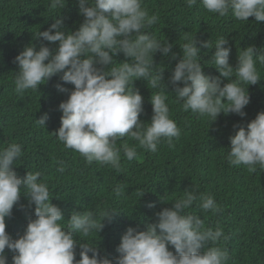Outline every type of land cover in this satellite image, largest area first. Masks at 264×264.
<instances>
[{"label":"clouds","instance_id":"clouds-1","mask_svg":"<svg viewBox=\"0 0 264 264\" xmlns=\"http://www.w3.org/2000/svg\"><path fill=\"white\" fill-rule=\"evenodd\" d=\"M77 2L83 19L75 18V24H68L56 15L47 30L35 34V40L47 41L46 46L41 44L37 49L35 44H28L15 57L19 68L15 91L23 93L31 89L51 98L54 104L59 100L56 106L62 116L55 133L58 141L88 163L110 165L119 172L121 152L132 161L138 155L137 147L156 153L162 140L171 146L173 138L181 135V129L170 118L164 68L154 63L162 54L167 56L173 45L154 36L152 29L161 27L160 18L149 15L143 0ZM185 3L192 8L198 0ZM199 3L219 17L231 13L237 21L248 22L249 17L256 22L264 21V0H199ZM66 4L67 0H50L49 8L60 13ZM184 41L180 45L182 58L170 77L172 93L182 103V110L208 117L209 123L216 121L222 112L246 116L244 109L250 103L247 89L261 79L257 64L264 66V54L258 53L254 46L243 48L233 67L229 63L228 40L225 36L218 37L210 61L220 77L228 81L221 86L219 77L205 74L198 55L202 48L213 49L210 41H198L196 36H185ZM120 53L128 59L119 63ZM172 57L175 59L176 54L172 53ZM136 80L159 89L150 97L153 115L149 123L139 119L144 98L133 87ZM181 82L183 87L179 86ZM48 118L45 113L36 121L45 128ZM10 122L14 123L13 118ZM234 127L238 130L230 137L229 165H243L253 172L257 165L264 168V112L258 113L246 128ZM125 138L137 144L124 143L117 148V141ZM22 156L20 143L0 148V264H7V257L8 264H227L229 261L228 250L217 246L223 229L205 228L203 220L186 211L199 200L202 212L219 213L221 209L213 196L198 197L196 191H184L171 202V207L156 213V223H148L145 230L139 231L128 227L118 244L113 220L117 211H83L81 207L66 208L60 202L58 205L52 200L48 185L40 179V172L27 171L21 178L14 171L12 166ZM64 170L63 164L57 169ZM113 191L119 197L123 186L118 185ZM21 196L27 198L29 207L35 206V215L23 234L13 239L6 232V218L12 215ZM65 220L67 223H62ZM114 231L117 240L112 242ZM74 233L78 236L74 237ZM98 242L103 245L102 252ZM107 242L118 245L119 255L115 259ZM6 249L11 253H6Z\"/></svg>","mask_w":264,"mask_h":264},{"label":"trees","instance_id":"trees-1","mask_svg":"<svg viewBox=\"0 0 264 264\" xmlns=\"http://www.w3.org/2000/svg\"><path fill=\"white\" fill-rule=\"evenodd\" d=\"M49 3L50 0H0V148L13 142L22 145L23 156L12 166L17 175L23 178L27 171L40 172V179L53 195L52 200L66 208L117 211L113 220L118 244L128 227L139 231L145 230L148 223H156V213L171 207V202L184 191H196L198 197L211 195L221 209L219 213L202 212L199 200L186 211L203 220L205 228L223 229L217 246L228 250L227 264H264V168L257 165L253 172L243 165L231 166L227 160L230 137L238 130L234 125L246 128L258 113L264 112V66L257 64L261 79L256 85L248 86L250 103L244 109L246 116L222 112L211 123L208 117L183 111L170 83L172 71L182 58L180 45L185 42L184 37L196 36L198 41L209 40L212 44L213 49L202 48L198 55L205 74L219 77L223 86L228 81L220 77L210 61L216 39L225 36L228 40L229 63L235 67L243 48L254 46L258 53L264 54V21L256 22L254 17H249L248 22L237 21L231 13L219 17L207 12L199 0L192 8L187 7L185 0H143L149 15L160 18L161 27L152 29L154 36L167 39L173 45L167 56L162 54L154 63L164 68L170 118L181 129V135L173 138L171 146L162 140L156 153L137 147L138 155L132 161L121 152V171L117 172L110 165L88 163L58 141L55 133L61 126L62 116L56 106L59 100L54 104L51 98L31 89L23 93L15 91L14 81L19 71L15 57L28 44H35L37 49L41 44L46 46L47 41L35 40V34L47 30L58 14L57 18L62 17L68 24H75V18L83 19L77 0H67L60 13L51 10ZM172 53L176 54L175 59ZM117 57L119 63L128 59L122 53ZM179 86L183 87V83ZM133 87L144 98L139 119L149 123L153 115L150 97L159 89H152L144 80L134 81ZM45 113L49 118L44 128L36 120ZM11 118L14 123L10 122ZM124 143L137 144L125 138L117 141V148H122ZM61 164L65 168L63 172L57 171ZM118 185L123 186L119 197L113 191ZM149 204L155 207L150 208ZM34 208V205L29 207L24 196L14 205L12 215L6 218V232L13 239L23 234L29 219L35 215ZM66 220L62 223H67ZM116 240L114 231L111 241ZM107 246L115 259L119 255L118 245L107 242ZM99 249L102 252L103 245ZM169 250L175 252L171 246ZM6 253L11 251L6 249ZM79 259L76 253V260ZM8 261L7 257V264Z\"/></svg>","mask_w":264,"mask_h":264},{"label":"rangeland","instance_id":"rangeland-1","mask_svg":"<svg viewBox=\"0 0 264 264\" xmlns=\"http://www.w3.org/2000/svg\"><path fill=\"white\" fill-rule=\"evenodd\" d=\"M73 235H74V237H75V236H78V235H77V234H75V233H74ZM237 243H238V242H237Z\"/></svg>","mask_w":264,"mask_h":264}]
</instances>
